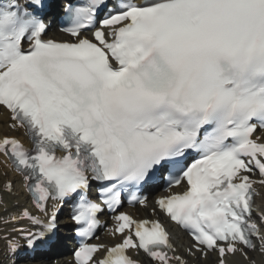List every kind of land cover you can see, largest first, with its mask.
<instances>
[{"label":"snow or ice","instance_id":"6c2138e0","mask_svg":"<svg viewBox=\"0 0 264 264\" xmlns=\"http://www.w3.org/2000/svg\"><path fill=\"white\" fill-rule=\"evenodd\" d=\"M108 5L64 0L62 31L73 40L56 42L44 38L46 0H0V109L29 145L0 135V157L35 209L10 219L38 229L20 230L24 246L54 234L60 206L78 199L70 219L86 227L74 264H136L129 250L187 264L159 220L119 212L126 193L146 206L138 191L184 183L155 204L194 241L188 254L254 264L249 252L264 255V217L251 220L253 185H264V135H255L264 131V0ZM105 210L120 234L113 247L88 242ZM5 240L15 257L21 245Z\"/></svg>","mask_w":264,"mask_h":264},{"label":"bare ground","instance_id":"6f19581e","mask_svg":"<svg viewBox=\"0 0 264 264\" xmlns=\"http://www.w3.org/2000/svg\"><path fill=\"white\" fill-rule=\"evenodd\" d=\"M0 122H4V123L7 122V115L5 113H3L1 115ZM2 134L15 135L14 133L9 131V129L7 128L6 125L0 124V135H2ZM1 172H2V170H0V175H1ZM0 180H1V178H0ZM16 181H18V179H16ZM14 191L15 192L12 196L4 194L3 192H0L1 199H2V202L4 204V206L0 207V217H6L7 215L11 214L13 211L16 210L15 207L11 206L12 203H17V202L18 203H24L25 195L23 194V188L20 187V185H19ZM259 195H260V197L258 198L257 202L260 204L261 208L264 210V189L259 191ZM4 208L6 209V211H3ZM150 208L153 209V206L150 205ZM0 228H1V226H0ZM1 234H5V232H1ZM174 234H176V233H174ZM185 241H187L186 238L180 234L179 238L176 237L175 243L185 245V243H186ZM255 257L257 259L256 264H262V262L260 260H258V255L256 253H255ZM208 258H211V256H208ZM256 259H251V260H256ZM0 261L3 263L6 262L4 260V258H1V256H0ZM230 261L233 264H248V262L241 260L238 256L231 258ZM59 264H66V262L61 260V262Z\"/></svg>","mask_w":264,"mask_h":264}]
</instances>
